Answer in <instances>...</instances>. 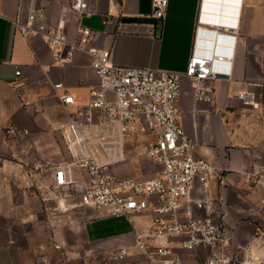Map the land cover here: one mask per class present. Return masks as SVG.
<instances>
[{
	"label": "crops",
	"instance_id": "0c3cea01",
	"mask_svg": "<svg viewBox=\"0 0 264 264\" xmlns=\"http://www.w3.org/2000/svg\"><path fill=\"white\" fill-rule=\"evenodd\" d=\"M68 1L0 0V264H149L134 249L129 248L122 260L110 252L130 247L134 232L147 230L148 218L133 217L130 223L81 208L61 224L56 199L52 203L47 199L46 187L52 181L49 166L60 163L56 162L57 142L63 144L60 129L88 103L89 89L97 79L85 54L59 64L40 40L26 41L13 20L17 14L24 19L29 9L43 5L46 21L53 23ZM86 3L82 16L67 15V35L72 37L80 22L95 33L96 47L109 49L115 64L129 67L183 72L195 41L201 42L199 51H207L203 44L209 39L196 35L201 15L237 24L231 79L210 82L212 101L195 103L191 82L183 78L177 99L179 124L193 141L196 155L220 169L226 179L219 192L225 206L221 218L230 235L239 245L249 243L264 259V246L257 248L260 241L250 237L256 225L264 227V0H168L161 20L149 19L151 0ZM54 83H62L64 89L54 92ZM245 90L255 94V108L237 99ZM63 94L75 102L60 104L57 96ZM9 128L15 134H7ZM24 140L29 145L24 160L33 170L21 175L22 185L17 187L21 165L9 159ZM124 164L133 172L138 168L123 163L116 170L118 177L143 176H122L129 172ZM210 189L216 196L217 185L212 183ZM31 202L37 212L29 211ZM59 203L64 209L63 201ZM178 254L185 264H195V257Z\"/></svg>",
	"mask_w": 264,
	"mask_h": 264
},
{
	"label": "built area",
	"instance_id": "2783aa9c",
	"mask_svg": "<svg viewBox=\"0 0 264 264\" xmlns=\"http://www.w3.org/2000/svg\"><path fill=\"white\" fill-rule=\"evenodd\" d=\"M150 6L149 19L161 20L168 0H151ZM86 8V0H69L53 23L46 21L43 5L29 9L24 19L17 14L13 20L26 41L40 40L59 64L85 54L97 79L88 103L60 129L67 160L50 165L49 186L55 199L57 195L63 201L64 210L87 208L130 223L133 217L148 218L147 230L134 232L130 247L110 251L118 260L130 248L149 264H185L179 251L195 257V264H264L249 243L239 245L230 235L221 218L225 206L219 192L226 179L220 169L196 155L193 141L179 124L177 99L183 78L191 82L195 103L212 101L210 82L231 79L237 24L201 15L196 35L209 39L203 44L207 51H199L201 42L195 41L183 72L162 71L115 64L111 51L96 47L95 33L80 22L69 37L67 15L82 16ZM52 89L64 86L54 83ZM57 98L64 106L75 102L69 94ZM255 98L249 90L237 94L248 107H256ZM140 157L148 162L151 174L116 175L119 165ZM212 183L218 188L216 196L210 194ZM250 237L260 241L257 248L264 246V227L256 225Z\"/></svg>",
	"mask_w": 264,
	"mask_h": 264
},
{
	"label": "rangeland",
	"instance_id": "374dc122",
	"mask_svg": "<svg viewBox=\"0 0 264 264\" xmlns=\"http://www.w3.org/2000/svg\"><path fill=\"white\" fill-rule=\"evenodd\" d=\"M57 144L58 145H56V162L58 161V162H64V161H66L67 160V158H66V156H65V152H64V149H63V144H61L59 141L57 142ZM18 148V150H17V153L16 154H14V156H13V158L11 159H9V160H11L12 162H14L15 164H18V165H21V173L20 174H16L17 176L16 177H18V178H15L16 179V181H17V183H15L14 185L15 186H17V187H21V181H22V177H21V175H23V176H26V174L27 173H24L26 170H28V169H32L33 170V166L32 165H29L28 163H27V161L26 160H24V156H23V153H25L26 151V149L28 150V148H29V145H28V143H27V141L26 140H24L23 142L21 141L20 142V144H19V146L17 147ZM143 151L141 150V153H142ZM132 163L133 165H134V167L136 168V167H138L136 170H135V172H133L132 171V169H131V167L130 166H128V165H125L124 164V167H129V172H127V173H120L122 176H125V174L126 175H131V174H136V175H140V174H143V175H148V174H151L150 172H151V170L152 169H149L148 168V162L143 158V157H140L139 159H137V162H135V160H128V163ZM13 163V164H14ZM126 163V162H125ZM138 163V164H137ZM23 167V168H22ZM49 168H50V166H49ZM131 169V170H130ZM140 169H141V173H140ZM132 171V172H131ZM7 185L9 184V179H7ZM26 182V181H25ZM35 183V182H34ZM25 185V184H24ZM27 185V184H26ZM32 185V184H31ZM35 185V184H34ZM38 187H39V184H38ZM47 194H48V197L49 198H47V199H49L50 201H51V203L52 202H54L55 201V196H54V194L52 193V191H51V189H50V186L48 187V185H47ZM33 197V196H32ZM58 200H59V197H57V195H56V218L57 219H60L61 220V224H65L66 222L68 223L69 221H68V215L70 214L71 215V213L72 214H74V212L77 210V209H81V208H76L75 210H64V209H62V208H60V206L58 205ZM34 204V202H31V203H29V211H32V212H34V210H35V206L33 205ZM36 211V210H35ZM37 212V211H36ZM48 211H46V213H47ZM260 212V211H259ZM98 214V213H97ZM107 222H114V220H108Z\"/></svg>",
	"mask_w": 264,
	"mask_h": 264
},
{
	"label": "bare ground",
	"instance_id": "6f19581e",
	"mask_svg": "<svg viewBox=\"0 0 264 264\" xmlns=\"http://www.w3.org/2000/svg\"><path fill=\"white\" fill-rule=\"evenodd\" d=\"M59 205H60V203H59ZM60 207L63 208L61 205H60Z\"/></svg>",
	"mask_w": 264,
	"mask_h": 264
},
{
	"label": "water",
	"instance_id": "95a60500",
	"mask_svg": "<svg viewBox=\"0 0 264 264\" xmlns=\"http://www.w3.org/2000/svg\"><path fill=\"white\" fill-rule=\"evenodd\" d=\"M220 4H222V3H220Z\"/></svg>",
	"mask_w": 264,
	"mask_h": 264
}]
</instances>
